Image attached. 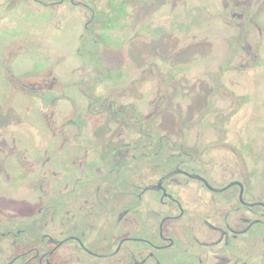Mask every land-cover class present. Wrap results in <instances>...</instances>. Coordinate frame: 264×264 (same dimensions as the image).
I'll return each mask as SVG.
<instances>
[{
    "label": "flooded vegetation",
    "instance_id": "1",
    "mask_svg": "<svg viewBox=\"0 0 264 264\" xmlns=\"http://www.w3.org/2000/svg\"><path fill=\"white\" fill-rule=\"evenodd\" d=\"M233 2L194 61L224 31L190 0H0V264H264V0Z\"/></svg>",
    "mask_w": 264,
    "mask_h": 264
},
{
    "label": "rangeland",
    "instance_id": "2",
    "mask_svg": "<svg viewBox=\"0 0 264 264\" xmlns=\"http://www.w3.org/2000/svg\"><path fill=\"white\" fill-rule=\"evenodd\" d=\"M190 1H191L193 13L196 14L195 17L197 20L193 26L194 34L197 33V30H199V28L201 27L204 29L209 27V30L218 27L219 29H223L224 31V38L222 36L220 38H217L216 36H211V35L210 37H206V36L202 37L199 34H197V37L194 36L193 44H192L193 60L197 61L198 59H201L202 56L204 57L206 55L207 56L210 55L206 53L205 51L206 47H208L209 49L211 47H215V45L218 42H223L224 44L223 56H228L229 54H228V49H227V44H228L227 41L228 39L233 41L232 39L233 34H236V36L238 34V27H233L232 24L237 25L238 22L240 23V26L241 25L243 26L244 24H246V19H244L242 16L235 17L232 15V12L235 9L238 10L240 7L235 5L233 0H190ZM224 4L227 5L225 7L226 9H224ZM178 5L183 8L184 0H178ZM248 8L249 7L246 8L247 11H248ZM257 11H259V6L257 8ZM244 13L245 14L243 16L247 18V12H244ZM221 14H222V17L224 18V21H221ZM260 14L261 12L258 13L255 19L258 25L249 24V27H242L243 29H249L250 27L252 29V31L249 32V35L247 36L246 42L244 43V45L245 46L251 45L252 53L255 52L257 55L258 63L256 67L254 68V71H256L257 73L264 72V38L262 39V37L261 38L258 37L257 31H255L258 29L257 27H264V13L261 15ZM182 15L184 14L182 13ZM140 27H142L140 29L142 30L140 33L143 34L148 31L149 25L146 24ZM128 29L129 27H127L126 30ZM78 31H79L78 27L76 28L71 27L66 30L62 29L61 31L57 32L54 35L53 40L56 44H58L61 47L65 46L67 43V46L64 48L66 49L67 52H71L77 42V32ZM116 33H118L117 36L119 37L121 34V27H118V30H111V35L114 38L113 42L118 41L117 44L124 45L122 44L121 39L118 40L116 38ZM117 49L115 47H112L111 49H109L112 51V54L110 55L111 61L115 64L118 63V59L121 56V52L119 51V49L118 50ZM244 53H246V51H244L243 49L240 55H245ZM218 54L221 55V53H218ZM213 55H217V52L215 51ZM231 65H234V64L231 63ZM240 65L242 66L243 64L240 62ZM225 71H232V70L225 69ZM257 103H259V101H257Z\"/></svg>",
    "mask_w": 264,
    "mask_h": 264
}]
</instances>
